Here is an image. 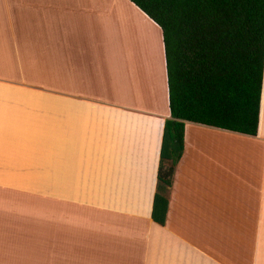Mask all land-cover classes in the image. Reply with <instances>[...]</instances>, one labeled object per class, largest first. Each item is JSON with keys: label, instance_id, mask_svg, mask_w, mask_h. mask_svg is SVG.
Wrapping results in <instances>:
<instances>
[{"label": "crops", "instance_id": "1", "mask_svg": "<svg viewBox=\"0 0 264 264\" xmlns=\"http://www.w3.org/2000/svg\"><path fill=\"white\" fill-rule=\"evenodd\" d=\"M130 61V62H129ZM163 35L129 0H0V264H264L257 136L185 122L164 226Z\"/></svg>", "mask_w": 264, "mask_h": 264}, {"label": "trees", "instance_id": "2", "mask_svg": "<svg viewBox=\"0 0 264 264\" xmlns=\"http://www.w3.org/2000/svg\"><path fill=\"white\" fill-rule=\"evenodd\" d=\"M161 29L169 108L152 220L183 156L185 122L257 136L264 72V0H129Z\"/></svg>", "mask_w": 264, "mask_h": 264}, {"label": "rangeland", "instance_id": "3", "mask_svg": "<svg viewBox=\"0 0 264 264\" xmlns=\"http://www.w3.org/2000/svg\"><path fill=\"white\" fill-rule=\"evenodd\" d=\"M130 62V61H129ZM22 239L20 240L21 244L17 246V255H19V253L22 255L21 257H28L26 259V262L23 264H31L30 262V256L31 255H36L39 251L40 253L44 252H49L50 249H52L53 247H46V246H40V241L37 238H28L26 239V242L29 244H26L24 246V244H22Z\"/></svg>", "mask_w": 264, "mask_h": 264}]
</instances>
